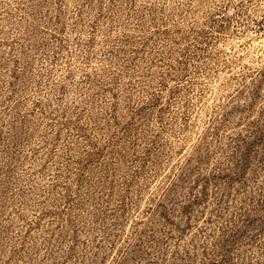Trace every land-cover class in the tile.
Here are the masks:
<instances>
[{"label": "rangeland", "instance_id": "obj_1", "mask_svg": "<svg viewBox=\"0 0 264 264\" xmlns=\"http://www.w3.org/2000/svg\"><path fill=\"white\" fill-rule=\"evenodd\" d=\"M0 264H264V0H0Z\"/></svg>", "mask_w": 264, "mask_h": 264}]
</instances>
